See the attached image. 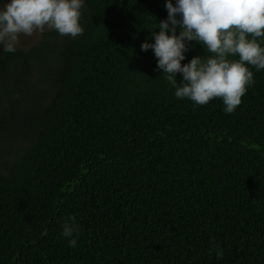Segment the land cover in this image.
I'll return each instance as SVG.
<instances>
[{
  "label": "trees",
  "instance_id": "obj_1",
  "mask_svg": "<svg viewBox=\"0 0 264 264\" xmlns=\"http://www.w3.org/2000/svg\"><path fill=\"white\" fill-rule=\"evenodd\" d=\"M166 2L83 0L76 38L1 45L0 264H264V69L231 114L177 98L141 51Z\"/></svg>",
  "mask_w": 264,
  "mask_h": 264
},
{
  "label": "clouds",
  "instance_id": "obj_2",
  "mask_svg": "<svg viewBox=\"0 0 264 264\" xmlns=\"http://www.w3.org/2000/svg\"><path fill=\"white\" fill-rule=\"evenodd\" d=\"M82 3L83 0H10L0 8L3 51L14 53L21 35L30 37L45 28L72 38L81 35ZM165 8L167 19L159 22L158 32L152 33L155 42L142 43L141 51L153 49L157 68L163 70L177 98H188L197 105L221 98L225 112L233 113L248 86L254 83L247 65L264 69V46L257 40L264 37V0H176L175 5L167 0ZM192 41L211 55L193 57L182 65L188 42ZM177 73L182 74L181 84ZM62 227L61 235L69 238V247H76L77 239L72 238L74 225L64 222ZM215 254L218 259L223 257L219 248Z\"/></svg>",
  "mask_w": 264,
  "mask_h": 264
},
{
  "label": "rangeland",
  "instance_id": "obj_3",
  "mask_svg": "<svg viewBox=\"0 0 264 264\" xmlns=\"http://www.w3.org/2000/svg\"><path fill=\"white\" fill-rule=\"evenodd\" d=\"M10 0H0V8L3 7L4 4L8 3ZM47 30V28H45ZM41 32H35L32 36H20V44L17 46L19 49H26L28 46L33 44L40 36ZM1 47V45H0Z\"/></svg>",
  "mask_w": 264,
  "mask_h": 264
}]
</instances>
